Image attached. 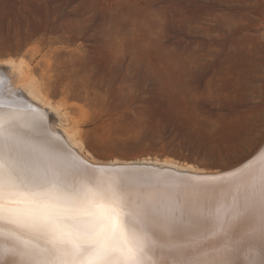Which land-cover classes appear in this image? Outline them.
<instances>
[{
    "label": "rangeland",
    "instance_id": "1",
    "mask_svg": "<svg viewBox=\"0 0 264 264\" xmlns=\"http://www.w3.org/2000/svg\"><path fill=\"white\" fill-rule=\"evenodd\" d=\"M8 58L101 161L221 171L264 144V0H0Z\"/></svg>",
    "mask_w": 264,
    "mask_h": 264
},
{
    "label": "snow or ice",
    "instance_id": "2",
    "mask_svg": "<svg viewBox=\"0 0 264 264\" xmlns=\"http://www.w3.org/2000/svg\"><path fill=\"white\" fill-rule=\"evenodd\" d=\"M24 128L0 114V264H264V168L242 205L182 201L160 182L146 187L128 173L101 178L95 166L70 162L66 150ZM248 215L259 249L240 260V244L227 233Z\"/></svg>",
    "mask_w": 264,
    "mask_h": 264
},
{
    "label": "bare ground",
    "instance_id": "3",
    "mask_svg": "<svg viewBox=\"0 0 264 264\" xmlns=\"http://www.w3.org/2000/svg\"><path fill=\"white\" fill-rule=\"evenodd\" d=\"M0 78L3 81L0 83V92L4 99L0 114L15 115L18 123L25 125L24 131H31L33 136L46 138L53 145L66 150L70 162L87 164L89 168L95 166L101 178L105 173H128L146 187H155L160 182L162 189H170L182 201L198 196L202 201L231 202L237 199L241 205L246 194L252 198L254 188L258 185L256 174L264 168V144L240 164L221 171H207L171 159L101 161L86 150L66 111L41 93L36 81L29 76L24 62L12 58L0 60ZM18 106H24L25 110L18 111ZM195 185L210 186L212 191L197 194L192 190ZM257 227L254 216L248 215L229 230L228 238L237 240L241 249L234 258L243 260L250 251L253 255L258 251L260 241ZM35 243L43 242L37 240ZM171 258V254L165 256V259ZM256 258L259 259L258 256Z\"/></svg>",
    "mask_w": 264,
    "mask_h": 264
}]
</instances>
